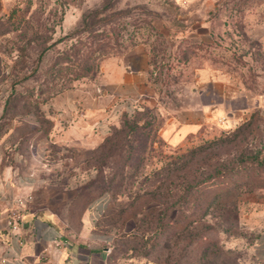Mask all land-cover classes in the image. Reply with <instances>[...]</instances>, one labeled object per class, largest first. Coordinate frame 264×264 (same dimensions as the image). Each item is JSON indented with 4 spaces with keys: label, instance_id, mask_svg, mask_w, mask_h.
Instances as JSON below:
<instances>
[{
    "label": "rangeland",
    "instance_id": "obj_1",
    "mask_svg": "<svg viewBox=\"0 0 264 264\" xmlns=\"http://www.w3.org/2000/svg\"><path fill=\"white\" fill-rule=\"evenodd\" d=\"M106 18L124 44L137 42L109 57L130 69L145 59L156 98L147 107L107 100L104 59L94 75L74 77V43L85 44L84 58V29ZM64 92L114 105L99 144L57 142L51 102ZM199 114L201 131L179 144L162 138L169 118ZM0 141L4 162L15 144L22 167L75 179L76 228L107 195L85 242L92 264H264V0H10L0 11Z\"/></svg>",
    "mask_w": 264,
    "mask_h": 264
},
{
    "label": "crops",
    "instance_id": "obj_2",
    "mask_svg": "<svg viewBox=\"0 0 264 264\" xmlns=\"http://www.w3.org/2000/svg\"><path fill=\"white\" fill-rule=\"evenodd\" d=\"M9 2L10 0H0V11L5 10ZM140 63V67L130 69L128 62L122 63L114 57L102 61V84L110 89L104 91L108 101L119 99L122 104L130 101L140 102L139 106L145 107L148 106L146 104L156 101L147 80L145 59L142 58ZM199 74L206 81L212 71L203 68ZM51 103L58 113L54 121V130L57 132L54 134L57 142L63 146L92 148L109 134L110 124L114 121V105L91 101L89 96L85 102L77 101L69 92L62 93ZM210 106V103L205 102L199 104L198 109L204 110ZM213 111H216L218 116L222 114L220 108ZM204 115L199 114L198 117L185 121L169 118L161 129L162 138L170 144L181 143L188 135L195 134L206 126ZM14 146L15 144L9 149L12 162H4L6 146L0 141L2 263L92 264V253L87 250L85 242H88V237L94 229L95 220L105 211L107 195L98 196L88 203L76 228L68 211V205L76 195L75 179L72 176H64L62 179L61 173L47 175L36 168L22 167V155ZM28 195L32 198L21 215L20 227L9 230L7 219L18 208L15 200ZM96 254L101 255L99 252Z\"/></svg>",
    "mask_w": 264,
    "mask_h": 264
},
{
    "label": "trees",
    "instance_id": "obj_3",
    "mask_svg": "<svg viewBox=\"0 0 264 264\" xmlns=\"http://www.w3.org/2000/svg\"><path fill=\"white\" fill-rule=\"evenodd\" d=\"M103 13L104 9H101L100 11L97 10L94 12L93 16L96 17ZM111 19L106 18L105 20H101L103 21V23H101L100 25H96L94 23L95 25L93 27H89V29L86 28V30L84 29V31H88V33L91 34V41L89 44L90 50L84 58L80 51L81 46L85 44H83L81 40H76V42L74 43L75 50L73 51V54L80 70L75 73V79H78L79 77H83L90 73L94 75L95 73H97V69L101 60L117 54L118 52H120V49H122L123 52L127 48H132L137 45L136 41L130 42L128 45L124 44L125 39L122 38V33L119 29V23H116L113 21V19ZM121 28H123V26ZM130 40H132V38ZM160 51V49L155 50L154 47H152V57H156L157 53H159ZM42 53L43 52H41V54L39 55V58H41ZM59 61H69L68 55L60 58ZM61 68L62 66H60L56 70V76H59V74H63Z\"/></svg>",
    "mask_w": 264,
    "mask_h": 264
},
{
    "label": "built area",
    "instance_id": "obj_4",
    "mask_svg": "<svg viewBox=\"0 0 264 264\" xmlns=\"http://www.w3.org/2000/svg\"><path fill=\"white\" fill-rule=\"evenodd\" d=\"M31 196L28 195L27 197H21V198H17L15 200V203L17 204L18 208L17 211L11 215H9L8 219H7V226L9 228V230H13L16 229L18 227H20L21 225V215L25 209L26 204L31 201Z\"/></svg>",
    "mask_w": 264,
    "mask_h": 264
}]
</instances>
